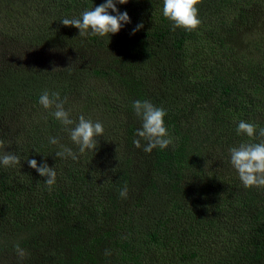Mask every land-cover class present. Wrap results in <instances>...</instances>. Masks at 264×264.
Here are the masks:
<instances>
[{
	"label": "trees",
	"instance_id": "16d2710c",
	"mask_svg": "<svg viewBox=\"0 0 264 264\" xmlns=\"http://www.w3.org/2000/svg\"><path fill=\"white\" fill-rule=\"evenodd\" d=\"M38 1L3 38L61 48L71 58L0 76V117L12 109L21 121L18 140L9 143L20 163L0 164V264H264V187L245 188L229 153L264 140V35L257 25L264 0H200L201 24L192 31H173L163 0H128L117 8L131 23L103 37L79 35L61 20L106 0ZM239 32L253 45L238 48ZM115 47L122 58H89L93 48ZM45 90L66 98L72 125L40 112ZM135 100L166 110L173 144L151 153L134 145L142 125ZM31 114L40 120L25 117ZM80 115L104 127L97 148L82 154L68 131ZM241 120L258 126L254 137L237 133ZM61 145L78 159L57 157ZM28 159L54 167L51 188ZM19 231L25 236L11 242ZM16 245L26 253L21 263Z\"/></svg>",
	"mask_w": 264,
	"mask_h": 264
},
{
	"label": "clouds",
	"instance_id": "9594fccd",
	"mask_svg": "<svg viewBox=\"0 0 264 264\" xmlns=\"http://www.w3.org/2000/svg\"><path fill=\"white\" fill-rule=\"evenodd\" d=\"M128 0H106V2L96 6L94 9L85 10L81 18H64L61 20L65 26H74L79 29V35H85L90 30L92 34L101 37L108 34L118 33L121 28L131 23L130 16L127 11L121 12L117 8V4H126ZM200 0H163V16L173 22V31L176 28H184L188 31L195 30L201 20L198 16V8ZM111 10L114 15L109 12ZM142 23L137 24L131 34H135ZM39 103L45 108L55 107L52 113L54 117L64 125H72L74 121L70 118L69 111L64 108L65 100L60 99L59 92H53L51 95L45 90L39 97ZM133 108L138 117L141 118L142 125L137 129V136L140 139L133 141L137 148H141L146 153H151L156 147L161 149L167 148L173 144V138L169 135L164 123L166 110L157 107L148 100H135ZM257 125L251 122L241 120L238 122L236 131L238 134H246L248 137H254L257 134ZM70 139L79 146V152L82 154L86 150H95L97 148L96 137L102 136L104 132L103 124L99 121L93 122L86 119L83 115L79 116L78 123L75 127L68 129ZM259 136L264 138V128H259ZM51 144H58L56 137L49 138ZM141 140L146 141L145 145H141ZM4 146L3 140H0V147ZM61 151L55 153L57 157H71L73 160L78 159L76 153L71 148L63 145L60 146ZM230 163L237 170L239 178L245 188L264 187V140L259 143H241L238 147L229 149ZM20 163V158L14 153L5 152L0 155V164L4 166H12ZM27 163L35 169L41 176L46 177L44 183L51 188L56 182V171L54 167H50L46 162L38 164L36 159H28ZM127 187L123 188L119 195L127 198ZM16 252L21 260L24 259L26 253L16 245Z\"/></svg>",
	"mask_w": 264,
	"mask_h": 264
},
{
	"label": "rangeland",
	"instance_id": "374dc122",
	"mask_svg": "<svg viewBox=\"0 0 264 264\" xmlns=\"http://www.w3.org/2000/svg\"><path fill=\"white\" fill-rule=\"evenodd\" d=\"M38 0H0V17L3 19L0 22V68H4V74L0 71V76H5L7 69H13L14 67L19 66H38L39 62L43 65L47 64V61H54L55 64L61 65L67 58H71L70 54L64 53L65 51L61 48L49 47V46H36L35 44H30V42H6L3 38V29L12 28L16 31L19 26L18 17H21L23 13L32 12L34 7L35 11L38 9ZM5 16V17H4ZM22 19V17H21ZM257 25H259L260 34L264 35V6L262 9L257 11ZM13 31V30H12ZM245 36L239 32L233 38L235 45L238 48L245 49L253 45L254 42H245ZM251 38V36H249ZM90 59L93 64L96 60L98 61L99 57L101 58H122L123 50L121 47L115 48H103V49H91ZM60 62V63H59ZM96 84L97 80H93ZM66 111L70 112V107H64ZM51 112L55 111V107L48 108ZM41 111H47L42 106ZM49 112V111H48ZM50 112V113H51ZM27 119H39L40 115L31 114V116H25ZM20 119L17 114L13 112L12 109L8 111L5 116L0 117V140H3L4 146L0 147V154L5 152H12L13 149L9 143L13 140H18L17 136L21 133ZM8 146V147H7ZM22 232H17L10 237L11 242L16 241L20 237L25 235H20ZM24 233V232H23ZM25 234V233H24ZM11 257L13 255H10ZM15 259H9V262L14 261ZM18 260L16 261V263ZM22 260H20V263ZM18 264V263H17Z\"/></svg>",
	"mask_w": 264,
	"mask_h": 264
}]
</instances>
